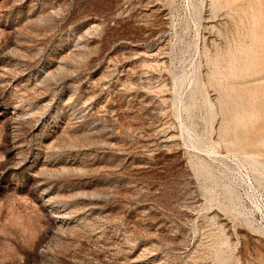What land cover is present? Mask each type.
<instances>
[{
  "label": "rangeland",
  "instance_id": "obj_1",
  "mask_svg": "<svg viewBox=\"0 0 264 264\" xmlns=\"http://www.w3.org/2000/svg\"><path fill=\"white\" fill-rule=\"evenodd\" d=\"M0 264H264V0H0Z\"/></svg>",
  "mask_w": 264,
  "mask_h": 264
},
{
  "label": "bare ground",
  "instance_id": "obj_2",
  "mask_svg": "<svg viewBox=\"0 0 264 264\" xmlns=\"http://www.w3.org/2000/svg\"><path fill=\"white\" fill-rule=\"evenodd\" d=\"M215 76V75H214ZM215 152V151H214ZM251 160H252V163H251V166L252 165H255V162H254V159H253V157L251 158ZM246 163V162H245Z\"/></svg>",
  "mask_w": 264,
  "mask_h": 264
}]
</instances>
